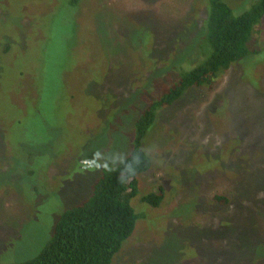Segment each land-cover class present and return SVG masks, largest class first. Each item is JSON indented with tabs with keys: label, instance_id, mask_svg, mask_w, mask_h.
<instances>
[{
	"label": "rangeland",
	"instance_id": "1",
	"mask_svg": "<svg viewBox=\"0 0 264 264\" xmlns=\"http://www.w3.org/2000/svg\"><path fill=\"white\" fill-rule=\"evenodd\" d=\"M71 1L0 0V46L15 42L12 62L0 59L2 264L37 257L61 216L131 156L150 103L210 56L205 0ZM253 43L264 47V23ZM251 57L246 73L239 64L159 112L133 200L143 217L112 264H238L240 248L242 264H264V214L259 236L238 183L258 180L264 198V53ZM158 187L161 206L143 204Z\"/></svg>",
	"mask_w": 264,
	"mask_h": 264
},
{
	"label": "trees",
	"instance_id": "2",
	"mask_svg": "<svg viewBox=\"0 0 264 264\" xmlns=\"http://www.w3.org/2000/svg\"><path fill=\"white\" fill-rule=\"evenodd\" d=\"M79 2L80 0L71 1L75 6ZM249 6L247 0L240 8H235L231 0H205L201 3L199 9L204 8L206 11L202 27L206 31L210 56L182 76L178 82L166 86L161 96L150 103L137 121L136 144L131 156L117 169L106 173L100 179L88 201L61 216L52 240L37 257L17 264L113 263L115 256L133 236L141 220L142 215L136 212L133 200L140 195L139 176L148 173L153 167V160L144 151L143 143L150 130L155 127L159 112L173 106L190 89H214L223 75L239 64H245L246 73L248 57H258L264 53V47H253L254 37L264 23V0L248 8ZM199 11L201 10H198V13ZM9 42L0 46L1 50L5 49L3 53L0 52V59L7 64L12 61H8L6 57L15 49V42ZM16 76L23 84L24 74L20 72ZM34 98L39 104V94H35ZM257 181L249 182V179L243 176L238 179L239 189L246 193L245 198L252 201L251 196H254L256 207L252 214L255 219L249 217V222L253 225L252 230L261 236L257 212L259 210L264 214V198L255 197L262 191ZM164 198L165 189L158 187L152 193L141 197V201L156 209L161 206ZM214 200L223 205L229 201L226 197L218 195ZM245 253L247 250L240 248L237 255H234L238 264H242Z\"/></svg>",
	"mask_w": 264,
	"mask_h": 264
}]
</instances>
